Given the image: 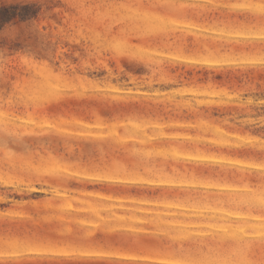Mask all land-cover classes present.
<instances>
[{"label": "rangeland", "instance_id": "1", "mask_svg": "<svg viewBox=\"0 0 264 264\" xmlns=\"http://www.w3.org/2000/svg\"><path fill=\"white\" fill-rule=\"evenodd\" d=\"M263 92L264 0H0V264H264Z\"/></svg>", "mask_w": 264, "mask_h": 264}, {"label": "crops", "instance_id": "2", "mask_svg": "<svg viewBox=\"0 0 264 264\" xmlns=\"http://www.w3.org/2000/svg\"><path fill=\"white\" fill-rule=\"evenodd\" d=\"M215 228L217 231H218V229H219V231L222 230V227L220 225L215 227ZM174 229H178V230L184 229V230L194 231L195 232L193 235L194 238H198L201 236V234H200L201 230L211 231L210 227H208L207 225L200 226V227L176 225L173 227H165L162 229V231H164V232H169L168 235L163 233L164 235L160 236L158 233H155V237L163 238L164 240H169L167 237L170 236L169 238L173 239L174 235H171V231H174ZM147 230L152 233L153 229H147ZM121 232L124 235H126V234L127 235H130V234L135 235V234L140 233V232L135 231V229H127V231L121 230ZM149 236H151V235H149ZM141 237L145 238V236H143L142 234H141ZM132 257H134V256H129V257L126 256V257H123L120 259H113L112 257H105V256H76L75 258H78L79 260H73V261L79 262V261H83V259H85V261H88V260L114 261V260H116V262L129 263L130 261H133L136 259L135 261H138L139 263L141 262L142 264H207L206 262H200V261L191 262V261H185V260H181V259L178 260V259L173 258L171 256H165V257H162V256H155V257L142 256L140 258H138V257L132 258ZM107 258H112V259H107Z\"/></svg>", "mask_w": 264, "mask_h": 264}, {"label": "trees", "instance_id": "3", "mask_svg": "<svg viewBox=\"0 0 264 264\" xmlns=\"http://www.w3.org/2000/svg\"><path fill=\"white\" fill-rule=\"evenodd\" d=\"M256 97L257 98H263L264 97V92L263 93H260V94H257Z\"/></svg>", "mask_w": 264, "mask_h": 264}]
</instances>
